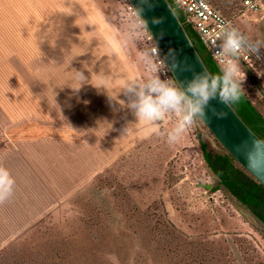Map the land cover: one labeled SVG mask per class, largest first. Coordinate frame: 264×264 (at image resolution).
I'll use <instances>...</instances> for the list:
<instances>
[{
  "label": "rangeland",
  "instance_id": "374dc122",
  "mask_svg": "<svg viewBox=\"0 0 264 264\" xmlns=\"http://www.w3.org/2000/svg\"><path fill=\"white\" fill-rule=\"evenodd\" d=\"M209 1L232 19L264 59V0H256L258 8L253 11L244 7V0ZM110 2L113 19L131 47L136 79L147 80L153 72L143 59L141 42L122 5L118 0ZM9 16L15 15L0 7V22ZM1 24L0 156L12 154L3 152L7 144L29 149L51 144L57 159L61 154L68 157L72 149L79 159L65 160L73 166L70 177L76 182L70 184L72 190L53 197L56 207L41 215L38 231L25 235L22 245L3 249L0 264H264V234L245 220L234 198L218 186L203 162L197 132L210 149L220 151L207 127L203 129L195 121L178 143L170 144L167 132L175 125V116L168 117L155 132L142 126L139 132L144 137L137 136L141 139L130 151L117 155L105 150L104 167L89 169L84 176L78 172L80 167L90 166V161L76 166L81 157L99 156L97 150L116 143L127 148L130 135L138 131L137 124L125 125L127 114L117 111L122 106L108 99V92L113 94L108 87L117 82L122 85L125 76L118 78L116 73L102 71V66L99 71L88 67L84 74L96 80L95 87L75 93L70 87L47 86L56 81L54 73L46 71L49 57L31 55L32 40L22 39V33L17 39L15 23ZM23 26L29 25L21 23V30ZM74 60L73 64L78 63ZM258 70L264 72L261 67ZM243 89L264 106L254 80ZM119 95L127 98L123 90ZM81 96L87 101L84 109L78 102ZM72 97L77 99L74 103ZM97 118L107 127H92L91 121ZM130 118L138 122L132 114ZM59 137L65 139L58 142ZM80 138L90 139L86 145ZM80 140L83 143L73 147ZM205 183L211 187L200 185Z\"/></svg>",
  "mask_w": 264,
  "mask_h": 264
},
{
  "label": "crops",
  "instance_id": "0c3cea01",
  "mask_svg": "<svg viewBox=\"0 0 264 264\" xmlns=\"http://www.w3.org/2000/svg\"><path fill=\"white\" fill-rule=\"evenodd\" d=\"M0 7H6L15 15L9 16L6 22L2 21L0 24L15 23L17 25L15 27L16 38L19 39L18 34L22 33V39L32 40L29 46V49L33 50L31 55L49 57L46 71L54 73L53 76L56 81H53V84L49 81L51 85L48 84L47 86L69 87L64 84L65 71L78 68L77 70L86 73L88 67L92 71H99L100 66L103 67L102 71L116 73L118 78L121 74L125 76L121 79L122 83L130 78L136 79L134 71L137 70V66L132 57V50L113 19L110 0H0ZM23 17H25V21L22 19ZM21 23H28L29 26L27 28L23 26L21 30ZM73 58L78 63L73 64ZM94 81L96 80L88 79V82L81 89L95 87L96 83ZM108 88L113 89L112 95L115 96L121 85L117 82L111 84ZM116 89L118 90L116 91ZM70 93H72V90ZM82 93L83 91L80 92V95ZM82 97L78 99V102L81 103V109H84V106H87V101H83L84 98ZM120 98L121 96L118 94V99ZM108 99L110 98L108 97ZM73 100L77 99L72 97L71 103H74ZM120 100L127 102V98ZM94 102L98 103L99 99L96 98ZM114 102L116 101L114 100ZM117 104L119 105V103ZM119 110H122V115L127 114V117L123 120L128 121L125 124L128 128L136 124L130 120V114H132V119H134V114L126 106H119L117 111ZM91 124L92 127L99 128L105 125L104 121L98 120V118L91 121ZM136 126L135 128L138 131L130 135L131 144H128L127 148H123L116 143L112 145V148L104 149L101 147V150L96 152L100 155L97 156L95 153L96 155L92 156L93 159L86 156L81 157L80 165L76 166H81L85 161H90V166L88 165V168L85 166L83 170L80 167L78 173H84L85 176L89 169L94 168L97 170L104 167L105 158L103 153L105 150L112 151L113 154L117 155H119L117 152L130 151L135 142L144 137L141 136L142 132H139L144 126L140 124ZM135 134L137 135L135 136ZM137 136L141 138L136 139ZM64 139L59 137L56 140L59 142ZM80 139L85 140L87 145L90 138ZM81 140L79 143H74L73 147L82 144ZM65 145H68L69 148L70 143ZM51 146V144H47L43 148L29 149L28 146L7 144L5 146L7 149L3 152L12 154L6 155L7 157L0 156V166L8 168L15 177L13 193L0 200V253L11 245H22L25 235L38 231L41 215L48 214L49 210L56 207L53 197L60 192L66 193L67 191L69 193L72 190L70 184L76 182V179L72 180L70 177L73 166L66 163L65 160L68 161L69 157V161L72 163L74 157L76 160L79 159L74 155L77 150L72 149L70 151L72 153H68V157L61 154L57 159L54 154L55 149H50ZM117 155L112 158V161L117 158ZM57 184L59 185L57 186ZM63 197L62 199H64ZM42 201H48V204Z\"/></svg>",
  "mask_w": 264,
  "mask_h": 264
},
{
  "label": "clouds",
  "instance_id": "9594fccd",
  "mask_svg": "<svg viewBox=\"0 0 264 264\" xmlns=\"http://www.w3.org/2000/svg\"><path fill=\"white\" fill-rule=\"evenodd\" d=\"M142 11V8L138 9L141 16ZM153 23H159V20L154 19ZM146 25L147 21L142 18L135 23L136 27L141 28ZM222 31L221 47L224 55L219 61L218 73L201 71L194 73L183 83L162 79L155 72L153 63V57L158 53L150 50L143 54V59L149 67L153 68V74L147 80L135 78L125 80L116 96L108 92L109 98L132 111L138 121L136 124L143 125L147 131H158L160 124L168 117L175 116L176 123L167 132V140L170 144L178 143L183 134L194 124L195 119L204 114L211 100L218 99L221 103L231 105L240 99L244 90L245 74L241 72L238 62V55L245 47L244 37L230 23H227ZM65 74L64 84L75 92H78L88 82L82 70L73 69L65 71ZM103 87L108 90L105 86ZM122 90L127 96V102L118 99V94ZM14 186L15 177L11 171L0 166V200L10 196L14 191Z\"/></svg>",
  "mask_w": 264,
  "mask_h": 264
},
{
  "label": "water",
  "instance_id": "95a60500",
  "mask_svg": "<svg viewBox=\"0 0 264 264\" xmlns=\"http://www.w3.org/2000/svg\"><path fill=\"white\" fill-rule=\"evenodd\" d=\"M129 1L137 12L143 9L142 16L138 14L147 21L146 26L160 48L175 82L183 83L201 71L210 73L170 0ZM154 19H158L159 23H153ZM252 46L259 53L256 46ZM199 118L236 161L264 185V141L232 104L226 105L213 99ZM200 185L206 189L211 187L210 183ZM235 205L245 220L264 234V227L259 220L241 204L236 202Z\"/></svg>",
  "mask_w": 264,
  "mask_h": 264
},
{
  "label": "trees",
  "instance_id": "16d2710c",
  "mask_svg": "<svg viewBox=\"0 0 264 264\" xmlns=\"http://www.w3.org/2000/svg\"><path fill=\"white\" fill-rule=\"evenodd\" d=\"M170 2L174 6L210 73H218L220 66L212 58L199 34L185 21L183 12L175 5L174 1L170 0ZM232 106L252 130L264 141V106L260 102L257 103L251 100L244 90L240 99L232 103ZM195 121L203 129L208 130L199 117ZM197 139L203 162L212 175L217 178L218 186L222 185L234 200L249 210L264 227V185L239 164L215 137L214 140L220 147V151L210 149L208 143L202 138L201 133L197 132ZM217 188L219 187H215V189Z\"/></svg>",
  "mask_w": 264,
  "mask_h": 264
},
{
  "label": "built area",
  "instance_id": "2783aa9c",
  "mask_svg": "<svg viewBox=\"0 0 264 264\" xmlns=\"http://www.w3.org/2000/svg\"><path fill=\"white\" fill-rule=\"evenodd\" d=\"M175 5L183 12L185 21L199 34L203 44L209 50L212 58L220 66V59L224 55L222 50V36L223 28L227 23L238 29L233 23L232 19L225 16L218 10L209 0H173ZM122 5V9L126 17L130 20L134 33L140 40L144 51H154L158 53L153 57L155 65V72L160 75L162 79L172 80L173 76L170 69L161 53L160 48L156 44L152 34L146 27H136V21L141 18L134 6L129 0H118ZM244 7L247 10H257L258 3L256 0H244ZM240 32V31H239ZM243 36V35H242ZM244 37V36H243ZM245 40V47L238 55V62L240 70L245 74L243 85H252V80L257 83L261 100H264V72L258 70V67L264 70V59L262 55L252 46L249 41ZM151 68V67H150ZM153 72V68H151ZM252 74V80L250 76ZM175 82V81H174ZM254 85V84H253ZM264 115V112H263Z\"/></svg>",
  "mask_w": 264,
  "mask_h": 264
}]
</instances>
